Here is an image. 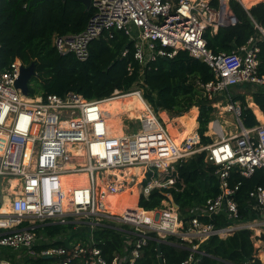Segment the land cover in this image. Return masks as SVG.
Wrapping results in <instances>:
<instances>
[{"label": "built area", "instance_id": "built-area-1", "mask_svg": "<svg viewBox=\"0 0 264 264\" xmlns=\"http://www.w3.org/2000/svg\"><path fill=\"white\" fill-rule=\"evenodd\" d=\"M92 7L93 15L81 33L54 35L56 50L87 61L92 42L122 31L134 44V59L142 74L151 63L174 59L181 51L206 63L214 80L198 85L205 98L218 103L212 104L213 119L205 133L212 142L201 146L198 122L196 140L191 137L178 143L139 87L101 100H88L76 92L25 96L17 88L21 61L0 68V264L38 260L138 264L154 235L161 241L180 240H169V244L191 252L182 264H195L197 254L205 255L198 250L201 244L213 236L226 239L242 230L253 232L255 256L264 263V185L249 195L255 202L249 210L256 213L250 218L242 216L236 199L241 183L230 184L234 169L244 178L264 171V120L253 111L259 124L244 127L240 104L233 102L230 93L244 85L264 89L260 49L252 37L246 45L216 55L205 39L207 31L217 34L221 28L238 24L230 0H93ZM257 28L264 37V28ZM132 95L142 109L134 118L126 112L117 115L122 132L113 133L109 113L102 106L113 98ZM220 112V118L229 115L234 120L226 123L236 127L235 132L224 130ZM202 152H206V162L216 167L220 193L191 210L184 221L171 193L164 190L177 187L176 165ZM135 169L138 172L129 173ZM79 177L84 184H77ZM135 186L139 191L136 210L112 212L114 198L124 192L131 195ZM154 190L166 196L162 206L141 208V198H149ZM216 218L226 224L216 227L204 221ZM68 224L89 227L88 239L52 245L61 237L47 236L44 228ZM103 228L120 231L125 239L123 251L111 260L95 242V232Z\"/></svg>", "mask_w": 264, "mask_h": 264}, {"label": "trees", "instance_id": "trees-1", "mask_svg": "<svg viewBox=\"0 0 264 264\" xmlns=\"http://www.w3.org/2000/svg\"><path fill=\"white\" fill-rule=\"evenodd\" d=\"M31 1L1 0L0 3V68H7L17 59L25 66L35 63L36 74L29 82L30 96L36 95V92L45 96L76 92L88 100H101L111 98L116 92L125 94L139 87L156 112H168L179 117L170 120L162 113V118L168 124H173L176 120L180 122V116L193 106H198L201 143L207 146L212 142L205 133L208 132V124L213 119L214 108L211 101L205 97L194 100L195 92L201 90L197 83L214 80V73L206 63L181 51L174 59L161 58L151 63L142 74L134 59V44L122 31H115L112 38L108 36L92 42L87 61H80L73 54H60L53 46L54 35L81 33L93 15V7L87 9L84 4L73 0H44L30 8ZM247 1L246 8H250L254 3L256 5L248 10L239 0H230L238 24L221 28L217 34L207 31L205 39L208 49L219 55L246 45L253 37L260 49V74L264 75V37L257 28H264V0ZM125 51L127 55L123 56ZM235 89L245 91L235 96L231 94L233 102L240 104L244 127L257 126L259 122L249 107L247 98L251 97L252 102L264 115V89L251 85L238 86ZM187 115L186 121L176 124L178 139L194 134L193 129L197 128V123L194 122L198 110L192 109ZM176 168L179 177L177 187L164 192L171 193L179 207L181 218L187 221L191 210L219 195L220 184L215 176L216 167L206 162V152L176 165ZM238 183H241V187L236 199L240 213L243 217L255 218L256 213L249 210L255 202L249 195L256 187L264 185V171L258 170L252 177L244 178L234 169L231 172L230 184L234 186ZM165 198L160 191L154 190L149 198H141L140 207L154 210L162 206ZM204 221L216 227L226 224L222 218ZM82 228L71 224L47 226L43 232L50 237L60 236L61 240L52 245L64 246L68 242L86 241L88 234H85L86 228ZM64 235L70 237L64 239ZM94 235L96 245L103 250L108 260L123 251L125 239L120 231L103 228L97 230ZM252 236L253 232L249 230L238 231L226 239L213 236L198 249L205 255L197 254L196 258L201 260V264H264L255 256ZM153 237L144 247L138 264H182L188 259L191 253L188 249L169 244V240H180L171 237L161 241L156 235ZM3 252L6 255L11 254L10 250ZM48 262L50 260H38L26 264Z\"/></svg>", "mask_w": 264, "mask_h": 264}, {"label": "bare ground", "instance_id": "bare-ground-1", "mask_svg": "<svg viewBox=\"0 0 264 264\" xmlns=\"http://www.w3.org/2000/svg\"><path fill=\"white\" fill-rule=\"evenodd\" d=\"M240 2L243 4V2L240 0ZM244 5V4H243ZM246 7V6H245ZM127 99H130L131 101L130 102H127L126 100ZM134 99V100H133ZM120 100L122 101V103H120ZM112 103V105H121V106H125L126 108H128V109H131V108H133V106L135 107L136 106V108H137V111L138 110H140V109H142V105H141V103L138 101V99L137 98H135L133 95L132 96H128V97H118V98H113V99H111V100H109V101H107L106 103H104L103 104V109L104 110H106L105 108H107V104L108 103ZM253 105V104H252ZM131 107V108H130ZM253 108H255L254 106H252ZM113 108V107H112ZM193 109H195V108H193ZM116 111L117 110V108H114L113 109V111ZM255 111H256V114L259 116V119L261 120V121H263L264 119H263V117H262V114L260 113V111L258 110H256V108L254 109ZM108 113H109V123H110V125H111V127H112V132L113 133H116V134H121V132H122V130H121V128H122V125H121V122L120 121H118V123H116L115 122V118H117V120H119L118 119V117L116 116V117H114V115L109 111V110H106ZM137 111H134L132 114H135V115H138L137 114ZM130 112H132V110L130 111ZM191 112V111H190ZM190 112H188L187 114H189ZM123 113V112H122ZM122 113H120V114H122ZM187 114H185L184 116H186ZM119 115V114H118ZM198 115H199V111H198ZM198 115H197V117H196V123H197V128H198ZM184 116H182V117H184ZM217 116V115H216ZM215 116V117H216ZM130 118H133V117H130ZM218 118H220V116H218ZM113 123V125H112V123ZM174 126L175 125H173V124H168L167 123V127H169L168 129L170 130V131H174ZM214 124H212L211 125V129L212 128H214ZM114 127V128H113ZM196 128V129H197ZM169 131V132H170ZM211 131V130H210ZM171 133V132H170ZM172 134V133H171ZM209 134H211V133H209ZM173 136V135H172ZM174 137V136H173ZM194 138L195 140H196V136H195V133L194 134H192V135H190V136H188V137H185L184 139H177L176 138V140H177V142L178 143H181L183 140H185V139H187V138ZM132 172H138V170L137 169H135V170H130L129 171V173H132ZM78 180H79V182H77V184H79V183H81V184H84V181H83V177H79L78 178ZM139 182H140V180H139ZM138 193H139V191H138V187H134L133 188V190H132V194L131 195H129V193L128 192H124V193H122V195H119L118 197H115L114 198V200H113V204L111 205V207H110V209H112L113 210V212L114 213H117V214H123V213H125L126 211H129V210H136L135 209V207H136V198H137V196H138ZM10 199L9 198H6V202H8ZM119 207V208H118ZM6 208H7V204H6ZM124 208V209H123Z\"/></svg>", "mask_w": 264, "mask_h": 264}, {"label": "rangeland", "instance_id": "rangeland-1", "mask_svg": "<svg viewBox=\"0 0 264 264\" xmlns=\"http://www.w3.org/2000/svg\"><path fill=\"white\" fill-rule=\"evenodd\" d=\"M240 1V0H239ZM258 4V3H257ZM254 5H256V3H254V4H252V5H250V8H252ZM250 8H247L248 10L250 9ZM197 86H198V88L200 89V87H199V85H198V83H197ZM245 91L244 90H242V89H235V88H232L231 89V94L233 95V96H235L237 93H244ZM196 93V97H195V99L194 100H198V99H200V98H204L205 96H204V94L202 93V91L200 90L199 92H195ZM42 93L41 92H36V95H41ZM134 100V99H133ZM127 102H130L131 100L130 99H127L126 100ZM247 101H248V105H249V107L251 108L253 105H251L250 106V103H252L251 102V100H250V98L248 97L247 98ZM120 103H122V101L120 100ZM212 104H215V105H218V103H217V101H214V102H211V105ZM220 105V104H219ZM113 107V108H112ZM223 106L221 105L220 106V108H222ZM114 108H117V110L115 111H113V109ZM131 108V107H130ZM193 108H195V109H197L198 111H199V107L198 106H193L188 112H190ZM106 110H109L113 115H114V117H116L118 114H120V113H122V112H126V113H128V116L129 117H137L138 115H135V114H132L134 111H137V108H136V106L134 107L133 106V108H131V109H128V108H126L125 106H121V105H112V103L110 102V103H108L107 104V108H105ZM132 110V112H130ZM220 109H217L216 108V111L218 112ZM257 110V109H256ZM258 111V110H257ZM188 112H186V113H184L182 116H184L185 114H187ZM162 113H165L169 118H170V120H175V119H177V118H179V117H175V116H172L171 114H169L168 112H160V116H161V114ZM218 116H222V114H221V112H220V114H217ZM182 116H180L181 118H180V122H182V121H186L187 120V117H188V115H186V116H184V117H182ZM199 116V115H198ZM162 117V116H161ZM116 120H115V122L116 123H118V121L119 120H117V118H115ZM126 120H125V125L127 126L128 125V119L127 118H125ZM166 121V120H165ZM226 121H233L234 122V120L229 116V115H226V116H224V117H222V118H220V122H221V124L223 125V127H224V130L226 131V132H235L236 131V127H231V126H228L227 125V123H226ZM179 121H177L176 120V122L174 121V123H173V125H175L174 126V131H170L171 133H172V135L175 137V138H177L178 139V130L176 129V124H178V123H180ZM112 123V122H111ZM194 123H196V119H195V122ZM112 125H113V123H112ZM114 128V127H113ZM169 128V127H168ZM195 128V127H194ZM193 131H195L194 129H193ZM212 131V130H211ZM211 131H209L210 133H211ZM208 134V133H207ZM208 136H209V134H208ZM184 139V138H183ZM202 144V143H201ZM201 146H204L203 144L201 145ZM137 201H138V196H137V198H136V204H137ZM119 208V207H118ZM124 209V208H123ZM112 212H113V210L112 209H110ZM82 227H84V228H86V229H84V231H85V234H88L89 232H90V228L89 227H86V226H80L79 228H81V229H83ZM81 229H79V230H81ZM65 236V238H69L70 237V235H64Z\"/></svg>", "mask_w": 264, "mask_h": 264}, {"label": "water", "instance_id": "water-1", "mask_svg": "<svg viewBox=\"0 0 264 264\" xmlns=\"http://www.w3.org/2000/svg\"><path fill=\"white\" fill-rule=\"evenodd\" d=\"M42 1H44V0H32L29 4V7L30 8L34 7L39 2H42ZM64 1H66V0H64ZM73 1L80 2V3L84 4L87 7V9H90L92 7V3H93V0H73ZM164 60H168V59L164 58ZM35 74H36L35 63H32L29 66H25V65L22 66L21 75H20L19 80L17 81V88L20 89L25 96L29 95V82L35 76ZM195 264H201V260L199 259Z\"/></svg>", "mask_w": 264, "mask_h": 264}, {"label": "crops", "instance_id": "crops-1", "mask_svg": "<svg viewBox=\"0 0 264 264\" xmlns=\"http://www.w3.org/2000/svg\"><path fill=\"white\" fill-rule=\"evenodd\" d=\"M242 2H243V4H244V6H246L247 5V3H248V1L247 0H241ZM250 98V100H251V102H252V98L251 97H249ZM253 104V106L257 109V110H259L260 111V109H259V107L255 104V103H250V106ZM252 108V110L256 113V111L254 110L255 108H253V107H251ZM260 113L262 114V112L260 111ZM262 117H263V119H264V115L262 114Z\"/></svg>", "mask_w": 264, "mask_h": 264}]
</instances>
